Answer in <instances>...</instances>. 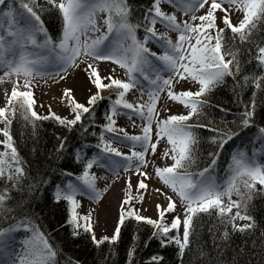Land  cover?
<instances>
[{
  "label": "snow or ice",
  "instance_id": "6c2138e0",
  "mask_svg": "<svg viewBox=\"0 0 264 264\" xmlns=\"http://www.w3.org/2000/svg\"><path fill=\"white\" fill-rule=\"evenodd\" d=\"M162 2L169 3L173 6H181L185 15H189L192 21L199 20V25L193 26L188 21L182 25L177 22L175 15H168L164 13L160 4ZM229 4H238L244 12L242 21L238 26L231 23L227 15L223 18V23L231 30L233 34H240L241 39L251 35L258 23L264 21V0H227ZM6 0H0V6L5 5ZM47 3L59 8L63 18L62 35L58 41H53L50 37L45 38L43 44L37 40V34L45 32L40 16L36 11L30 7L29 3L22 2L21 7L26 10L28 16H20L17 19L16 14L9 6V10L0 12V68L7 67L8 71L4 75L16 74L26 77L23 86L29 88L31 80L27 77H32L38 74L36 65L41 64V58H32L26 52V45L30 44L36 48L51 46L50 51L60 52L57 54L61 61L60 69L54 74L59 76L62 80L64 76L61 72L67 73L69 68L77 66V60L83 56L97 61H111L116 63L120 68L124 69L128 77V81L124 82L120 79H114L112 76L101 77L97 69L92 64L87 65V69L91 70L89 79L97 89L96 93L88 98L87 106L78 103L72 96L71 89H65L63 96L67 97L70 104L74 105L72 112L73 119L62 118L55 113L49 112L51 118L56 119L61 124L67 126H75L82 121L84 114H90L98 101L104 99L101 95V90L106 88L119 89L117 97L112 100L110 109L106 114V123L102 125L100 134V148L101 153L110 154L111 156L120 157L122 161L127 162L121 165L120 162L109 160L108 164L119 167L123 166L125 171H129L133 167L135 172L142 177L137 184L136 191L146 190L148 185L145 183L149 179V175L141 168H147L148 163L145 159L146 154L151 152L156 154L157 145L161 140H167L171 147L165 149L162 158L171 159L173 163L171 166L156 167L155 175L160 181L179 196L181 202L185 205L184 218L181 220L180 216H174L170 225L164 223L166 214L173 213L177 210V206L171 197H168L166 207L157 205L159 218L152 220L138 214V211L132 207H126L134 199L128 196L121 204V212L119 221L115 228L114 234L111 237H104L97 239L93 232V225L91 213L81 215L77 209L81 206L76 199L78 194H85L80 186L69 182L65 189L58 186L55 194V201L59 203L61 200L66 201L68 205V221L75 230L83 229L87 233H92L93 242L99 246L106 242L115 243L121 233V228L128 218H134L137 222H145L153 225L158 231L154 235H159L162 246L165 239H174L180 248L181 254L189 245L190 230L192 227L193 217L197 213L209 212L210 209H216L220 215H228L235 208V214L229 216L228 222L232 227L238 231H244L250 228L251 224L237 226L234 221L251 220V216L246 212L242 214L241 208H246L244 203L245 197L250 200L252 198V190L259 184L264 186V165L257 164L254 160L246 158L245 153H239L233 156L232 176L227 181L225 186L218 185L214 180L205 177V174L210 171L205 168L199 173L203 179L194 180L192 174L188 169L195 160L193 155V146L198 142L196 134L192 131L194 125L186 123L191 120L193 116H198L203 110L206 103L205 100L200 99L214 88L220 85L226 76H234L232 66H235L236 71H239V62L236 60V54L232 52L222 53L223 33L225 29H218L215 37L208 34L209 29L217 28L216 17L214 15L215 9H221V3L217 0H211V5L205 15L197 17L194 13L200 8H204L209 0H153L152 6L144 15V30L146 35L142 40H139L136 35V30L141 27L140 24H132L129 22L130 8L127 5V0H61L56 4L55 0H47ZM106 13L104 18V25L107 28L106 32L101 33L100 36L92 39L90 42L86 36L88 31L100 32L97 26V13ZM4 17H8L7 33L3 34ZM157 23H163L169 31H176L178 39L173 43L167 37V33H159L155 28ZM187 33H195V44H190L189 48L184 47V42L190 37ZM115 34L116 39L109 40ZM81 36H85V40L81 42ZM11 38L10 40L8 38ZM215 39L214 46L211 41ZM108 41L109 43H105ZM154 43L164 49L162 55L152 52L148 43ZM19 49L20 59L16 61L15 55L12 59H5L4 53ZM190 49V50H189ZM259 65L264 66V47L259 48ZM225 55H231V60H225ZM150 57H155L163 66L162 70L167 71L169 75L167 78L159 74L157 71L156 78L150 79L147 74L149 68H153V62ZM148 80L154 87L149 91V101L145 103L137 102L135 104L128 102L125 97L134 88L144 95V90L140 85L138 75ZM51 75V73H50ZM179 84L180 81L191 79L199 84V90L196 92L182 91L179 93L173 92V80ZM103 79L110 81L109 84H104ZM248 78L245 77V80ZM261 81H264V76L254 78L256 88L261 87ZM167 89V96L171 101L182 104L189 109L187 115H170L167 118L161 119L160 112L157 110V102L160 100V93ZM255 95V94H253ZM32 92L18 91L13 88L11 96L8 99V105L11 107V115L15 116L18 108L22 109L24 113L30 114L34 120L48 119L49 116L41 117L34 110ZM8 105L0 108V123H4L5 127L0 129V135L5 139L0 141V147L5 149L0 152V178L5 176V166H7V179L12 181H19L24 176V169L20 163L16 148L13 146V138L9 130L11 120L6 116L9 112ZM254 103L252 107L254 108ZM130 110L128 113L120 110ZM128 114L130 119L134 115H138L143 121L142 135L129 136L127 132L120 128L117 129L115 125L117 121L115 117ZM254 115L252 111L244 112V119L242 124L244 127L251 126V118ZM28 116L25 115V119ZM133 122H135L133 120ZM155 122V130L153 137V123ZM195 127H206L204 125H195ZM87 130V129H85ZM211 130V129H210ZM117 132L124 133L123 137H105L104 133L115 134ZM264 134V128L260 129ZM234 134H228L227 140L232 139ZM215 140V138H213ZM223 140V143H227ZM131 142V155H125L117 148L113 147V143ZM223 143L221 147H223ZM61 149L64 144L61 143ZM141 150H135V149ZM79 158V153H77ZM10 157V159H9ZM104 157H94L89 159L85 165L83 173L76 177L87 189L95 192V176L89 174V170L93 166H107L101 165L100 161ZM135 161V165L133 164ZM215 159L212 164L215 165ZM179 170H183L185 174H181ZM69 175H74L68 173ZM242 184L245 192H241L240 185ZM129 189H131L129 181ZM157 192L160 190L157 189ZM235 193L239 197L238 200H232L231 197ZM163 194V193H161ZM99 193L93 198H98ZM227 196L229 203L227 208L221 207L222 198ZM7 199V194H0V206L3 205ZM137 202L143 200V196H139ZM183 225V239L179 237H169L168 234L173 230H179L180 225ZM23 230L30 232L31 235L19 238L12 233ZM227 235V233H225ZM56 253L52 246L48 243L46 237L31 222L21 221L14 227L7 229H0V264H53ZM131 256L132 253L130 252ZM154 264H159L160 257L151 258Z\"/></svg>",
  "mask_w": 264,
  "mask_h": 264
},
{
  "label": "trees",
  "instance_id": "16d2710c",
  "mask_svg": "<svg viewBox=\"0 0 264 264\" xmlns=\"http://www.w3.org/2000/svg\"><path fill=\"white\" fill-rule=\"evenodd\" d=\"M22 2L29 3L40 16L45 29L42 39L47 36L58 41L62 35V14L46 0L39 3L37 0H6L0 10L11 6L18 14L26 11L21 7ZM152 4L153 0H127L129 22L141 25L136 30L139 40L146 34L143 18ZM223 29L222 53L236 54L239 71L232 66L235 75L226 76L220 85L200 98L206 101L203 110L186 122L194 125L192 131L198 140L193 146L195 160L188 169L194 180L205 168L221 180L220 171L230 163L233 150L249 151L254 136L264 128V81L259 89L254 82V78L264 76V67L258 60L259 48L264 47V21L243 40L227 26ZM225 57L233 58L231 55ZM119 91L115 86L102 89L104 99L98 101L90 114H84L75 126L61 124L50 116L34 120L19 108L15 116L9 112L7 116L12 121L9 130L24 176L19 181H10L5 171V176L0 178V194H7L0 206V229L21 221L31 222L54 249L53 264H154L151 259L154 256L162 258L159 264H264V186L259 184L252 190L250 200L245 197L246 208H241L242 214L246 212L252 218L250 228L238 231L228 222L229 216L235 214V208L228 215H220L216 209L197 213L193 217L189 245L183 254L174 239L162 246L159 235H154L156 228L134 218L125 220L115 243L97 246L91 233L74 232L73 226L67 223L66 201H55V184L63 186L68 178L80 176L87 161L100 151L102 125L107 122L106 114ZM246 110L254 113L250 127L242 124ZM228 134H234L232 139L227 140ZM214 159L215 165L212 164ZM240 190L246 191L242 184ZM231 199L238 200L239 197L233 193ZM170 237L175 234L171 233Z\"/></svg>",
  "mask_w": 264,
  "mask_h": 264
},
{
  "label": "rangeland",
  "instance_id": "374dc122",
  "mask_svg": "<svg viewBox=\"0 0 264 264\" xmlns=\"http://www.w3.org/2000/svg\"><path fill=\"white\" fill-rule=\"evenodd\" d=\"M55 2H56V4H59L61 2V0H55ZM217 2L221 3V9H215L214 10L217 28H213V29L208 30V34H210L212 37L216 36L218 29L225 28L226 25L223 23V18L225 17V15H227V17L229 18V20L231 21V23L233 25L238 26L239 23L242 21L241 16L244 14V12L241 10L240 5H238V4H229L227 2V0H217ZM210 5H211V0H209V3L206 4L204 8H200L198 11H195L194 14L197 17L205 15L208 8L210 7ZM168 7L171 9V12L168 15H175L177 22L180 23L181 25L185 21H188L193 26L199 25L201 23L198 19L195 21H192L190 19V16L192 15V13H190L189 15H185L184 11L181 10L183 5L173 6V5L168 3ZM20 16H28V15L27 14L25 15V13H24V15L20 14ZM20 16H18L17 19H19ZM105 16H106V13H102V12L97 13L96 23H97V26L100 28L101 31L100 32H93L91 30L88 31L86 36H87L89 42L92 39H95L96 37L100 36L101 33L107 31V28L103 23ZM8 19H9L8 17H4V21H5V23H4L5 33H3L4 35H6V33H7V27H8L7 21H8ZM155 28L161 34L167 33L168 39H170L173 43H175L177 41L179 34L176 31H169L164 26L163 23H157L155 25ZM41 34H42V32L37 34V39L39 38V36H41ZM91 34L94 35L95 37L91 38L90 37ZM186 35L190 37L189 40L184 42V47L187 49V48H189L190 44H195L196 34L195 33H187ZM8 39L10 40L11 38L9 37ZM114 39H116L115 34H113V36H111L109 38L110 41L114 40ZM84 40H85V36H81V42L82 43L84 42ZM43 41L44 40L39 41V43L43 44ZM105 43L107 44L109 42L106 41ZM211 43L214 46L215 39H213L211 41ZM147 47H149L152 52H155L158 55L163 54L164 49L157 46L154 43L149 42ZM26 52L32 58H41L43 61L41 64L36 65V68L38 69V74H36L32 77H27V79L31 80V84H30L29 88L32 92L33 99L35 101V103L33 105V110L41 117L49 116V112L51 111L52 113H55L56 115H58L62 118L73 119L74 114L72 112V108L74 107V105L70 104L68 98L63 96V93H62V100L60 102L61 104H59V106H57L56 108L54 107L53 103H51V97L49 96L51 81L59 78V76H56L54 74L60 69L61 61L59 60L58 55H57L60 52V50L57 49L56 52H52V51H50L49 46L36 48L30 44H27L26 45ZM13 55H15L16 61L19 62V59H20L19 49H16L15 53H12V51H7L4 53L6 60L12 59ZM259 55H258V59H259ZM150 59L152 60L153 63H159L160 64V62L156 61L154 59V57H150ZM225 60L227 61L228 58L225 57ZM88 64H92L93 67H95L97 69V71L101 75V77L112 76L114 79H120L124 82L128 81V77L126 75L125 70L120 68L116 63H113L111 61H97V60H92L91 58H85V57L81 56L77 60V66L69 68L67 73L61 72V75L64 76V79H62L63 84L65 85L64 90L65 89H71V93H72L73 98L80 104H84L85 106H87V101H88V99L86 97L87 93H91V95H93L97 91L94 84L88 78L90 73H91V70L87 69ZM159 70L163 71L162 69H159ZM6 71H8L7 67L0 68V86L2 85L3 82L6 83V85L10 88V93L8 94L9 97L11 96V93H12V90L14 87L17 88L18 91H28L29 90V88H25L23 86L24 80L26 79V77H24L23 75L17 76L16 74L4 75V73ZM160 71H159V74L161 76L167 78L169 73L166 71L167 73L163 74ZM50 73H51V75H50ZM153 73L157 74V70H155L154 68H150L149 70H147V74L149 75L150 79L156 78V76L151 77V75H153ZM138 79L140 80V85L138 87L143 88L144 95L141 96L140 91H139V93L132 94L131 93L132 90H131L126 95L125 99L128 102H131L133 104H135L137 102L146 104L149 101V97H148L147 93L149 91H151L154 86L151 84H149V86H147L146 81H148V80H143V77H141L139 75H138ZM178 79H179V77H176L173 80V87L171 89V90H176V93H179L182 91L196 92L199 90L200 86L195 81L188 79V80L180 81L179 84H177L176 80H178ZM102 82L104 84L110 83V81L107 79H103ZM64 90H63V92H64ZM117 95H118V93L115 95V98L117 97ZM8 108H9V112H10L11 105H8ZM161 108L167 110V112L169 113L168 116H170V115H181V114L187 115V113L189 111V109L185 108L182 104L175 102V101H171L167 96V89H165V91L160 93V100L157 102V110L159 112H161V110H160ZM120 111L124 112V113H128L130 110L121 109ZM9 112H6V116L9 114ZM115 119L119 120L121 122L120 124L115 125V127L117 129H120V128L124 129L129 136L142 135V127L144 126V121L138 115H134L133 119H130L128 114H122V115L115 117ZM133 120L135 122H133ZM4 127H5L4 123H1V128H4ZM154 130H155V122L153 123V137H154ZM104 135H105V137H112V136L123 137L124 133H122V132H117L115 134L104 133ZM161 141L166 142L167 149H169L171 147L170 145H168L166 138L161 140ZM161 141L157 145V149H161V146H162ZM116 145H118V147H119L118 150L121 151L123 154L131 155L130 154L131 150H132L131 149V142L125 141L124 143H120V144L113 143L112 146L115 147ZM241 152L246 154L247 159L254 160L257 164L264 165V135L262 134V135L254 138L250 153H247L246 151H243V150H239L237 152H234V154L231 157L230 165L226 168L227 171H226V169L224 171H220V175H221L220 181L214 177V175H213L214 172H208L207 174H205V177L208 179L214 180L218 185L225 186L227 184V181L232 176L233 156L238 155ZM109 155L110 154L97 152V153H94L92 155V158L97 157V156L104 157L106 163H104L105 161L104 162L100 161V163H101V165H107V166H101L103 168V169H101V173H103V172L105 174L108 173V176L110 178L111 183H113L114 181L118 182V183H123V190L121 191L122 193L118 194V196H117L118 197L117 200L119 201L120 208H121L122 202L125 199H127L128 196H132L134 199L126 207L134 208L135 210L138 211L139 215H142V216L147 217V218H151L152 220H157L159 218V214H158V217H153L150 215L148 216V215L142 214L140 209L142 207L143 200L140 202H137V199H135L141 195L144 196V193L146 191V190H141L140 192L136 191L138 181L140 179H143V178L140 177L136 183H135V181L130 183L131 189H129V182H127V178H128V175L130 173H133V171H132L133 169H130L129 171H125L123 166H119V167H121L119 170L115 169L117 167L113 166L111 164H108V160L112 159V160L118 161V162H120L121 165L126 164L127 162L122 161L120 158L118 159L115 156H114L115 159L113 157L111 158V155L110 156ZM156 155L157 154L152 155L151 152L146 154L145 159L148 163V166H147V168H141V171H145L147 173L150 172V169H151V167L155 161ZM9 159H10V157H9ZM134 162L135 161H133V163ZM163 163H164V167L165 166H171L173 161L171 159L166 158V159H164ZM5 171H7V166H5ZM180 173L182 175L184 174L182 172H180ZM199 178L203 179L200 176H199ZM200 179H198V180H200ZM68 180L69 181L66 182L63 186H59V185L56 186L55 194L58 190V186L61 189H65L66 186L69 184V182H72V183L80 186L82 188V190L84 191L85 194H83V195H84L85 199L83 198V201H84L85 205L90 207L91 211L89 213H91V215L92 214L94 215L96 207H102V206L106 205L107 201L105 199V195L108 194L109 185L108 186L107 185H103V186L101 185V187L98 186L97 188L95 187V192H93L90 189H87L75 177L74 178H68ZM149 182H150L149 179L145 180V183L147 185H149ZM96 185H97V183L95 180V186ZM96 193H99L98 198H93L96 196ZM83 195L78 194L76 196L77 201L79 200V197L83 196ZM228 203H229L228 197L227 196L223 197L221 207L227 208ZM77 211L79 214L82 215L81 210H79V208L77 209ZM181 214H183V216L185 215L184 210H182L181 208H177V210L175 212L166 214V216L164 218V223L170 225L174 216H177V215L180 216ZM234 223L237 226H243L245 224H249L250 221L249 220L236 219L234 221ZM92 225H93L94 235L98 240L102 239L106 236L107 237L112 236V235H109V233H106V232L103 233L101 231H97L93 222H92ZM73 230L76 234L77 233L79 234L83 231V229H80L77 231L74 228H73ZM171 233L175 234V237H179V239L182 240L183 239V225L182 224L180 225L178 231L177 230L171 231L168 234L169 237H170ZM30 235H31L30 232L25 233L26 237L30 236ZM91 236H92V233H91ZM159 239L161 240L162 238L159 236ZM168 241H169V239H165V242H168Z\"/></svg>",
  "mask_w": 264,
  "mask_h": 264
},
{
  "label": "bare ground",
  "instance_id": "6f19581e",
  "mask_svg": "<svg viewBox=\"0 0 264 264\" xmlns=\"http://www.w3.org/2000/svg\"><path fill=\"white\" fill-rule=\"evenodd\" d=\"M161 10L169 14L171 12V9L168 6H163L162 4L160 5ZM244 14L241 16V20L243 19ZM3 33L5 31L3 30ZM91 38L95 37L94 35H90ZM166 73V72H165ZM65 85L63 84V81L60 78H57L50 83V90H49V96L51 97V103H53L54 107L56 108L61 104L62 100V93L64 90ZM173 92L176 93V90H172ZM10 93V88L6 85V83H2L0 86V108H4L6 105H8V99H9V94ZM91 96V93H87V99ZM160 118L164 119L166 118L169 113L165 109H160ZM117 121V125L120 124L121 122L119 120ZM0 129L1 128V123H0ZM4 137L0 135V141H3ZM120 144V143H118ZM161 149H157L156 151V157L155 161L150 169V172L148 173L149 175V185L148 188L146 189L144 196H143V202H142V207H141V213L144 215H150L153 217H158V209L157 205H161L162 207H165L168 203V197H171L172 200L175 202L177 208H181L184 210L185 205L181 202L179 196L174 193L171 188L165 186L160 179L155 175V168L156 167H164V159L162 158L163 152L165 149H167V144L166 142L161 141ZM115 148H119L118 145L115 146ZM137 150H140L137 148ZM5 149L3 147H0V152H4ZM135 164V163H133ZM101 169H103L101 166H93L92 169L89 170L90 175H94V170L96 171L97 174L96 176V183L97 187H101V185H109V190L108 194L105 195V199L107 201L105 206L102 207H96L94 215H91L92 222L94 226L96 227L97 231H101L103 233H109V235H113L115 228L117 226V223L119 221L120 217V204L119 201L117 200L118 194L122 193L121 191L123 190V183H118V182H110V178L108 176V173L105 174L104 172L101 173ZM133 173H130L127 178V182L130 181L132 183L140 178V176L134 171L135 168H132ZM159 189L160 191L157 192L156 190ZM163 193V194H161ZM85 199V197H84ZM81 206L79 207V210H81L82 215H87L91 209L87 205L84 204L83 197L80 198V203ZM181 220H183L184 216L183 214L180 215ZM25 233L23 230L12 233V235H15L19 238H24Z\"/></svg>",
  "mask_w": 264,
  "mask_h": 264
}]
</instances>
